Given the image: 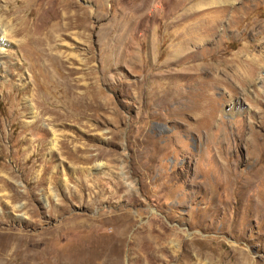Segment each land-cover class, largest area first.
Wrapping results in <instances>:
<instances>
[{
    "label": "rangeland",
    "instance_id": "1",
    "mask_svg": "<svg viewBox=\"0 0 264 264\" xmlns=\"http://www.w3.org/2000/svg\"><path fill=\"white\" fill-rule=\"evenodd\" d=\"M0 28V264H264V0H0Z\"/></svg>",
    "mask_w": 264,
    "mask_h": 264
},
{
    "label": "bare ground",
    "instance_id": "2",
    "mask_svg": "<svg viewBox=\"0 0 264 264\" xmlns=\"http://www.w3.org/2000/svg\"><path fill=\"white\" fill-rule=\"evenodd\" d=\"M207 1V3H212V2H219V0H206ZM224 1H231V0H224ZM193 7V6H192ZM4 9V8H3ZM8 9V8H7ZM198 9V8H197ZM195 10V9H194ZM2 27V26H1ZM13 32V30L11 31V33ZM1 35H3V38H1L2 36ZM7 35V32L6 31H4L3 29H1L0 28V42H1V44L2 43H5L6 42V40H5V36ZM10 36V35H9ZM8 36V37H9ZM13 54V53H12ZM10 59H14V57H10ZM8 60V59H7ZM11 61V60H10ZM67 61V60H66ZM65 61V62H66ZM10 63V62H9ZM16 65H18V63H15ZM12 65H14V64H12ZM235 66V65H234ZM208 68V70L206 71V75L208 76V75H210V72H209V70H210V68L209 67H206V69ZM235 68V67H234ZM237 69V68H236ZM237 71V70H236ZM238 73H239V71H237ZM204 73V72H203ZM202 73V74H203ZM235 73V72H234ZM238 73H236V74H238ZM248 75V74H247ZM249 76V75H248ZM191 77V76H190ZM240 77L242 78V73H241V75H240ZM243 79V78H242ZM252 79V78H251ZM249 80V79H248ZM247 80V81H248ZM198 81L199 82H201V81H204L203 80V78H199L198 79ZM251 81H253V79L251 80ZM198 82V83H199ZM249 82V81H248ZM202 83V82H201ZM197 85V84H196ZM201 85V84H200ZM203 85V84H202ZM211 85V84H210ZM209 85V86H210ZM212 85H216V82H214ZM66 87V86H65ZM194 87V86H193ZM198 89V88H197ZM197 89H191V90H188V91H184V92H181V93H175V95H173V97H175L176 96V98H178L177 99V103L179 104L178 105V110H179V112L180 113H184L186 110L187 111H189V112H194L195 110H198V109H202V104H200V102H198L197 100H196V90ZM201 90H202V88H201ZM203 91V90H202ZM203 92H205V91H203ZM210 92V91H209ZM196 94V95H195ZM205 94V93H204ZM208 95H209V93H208ZM200 97V96H199ZM202 99V98H201Z\"/></svg>",
    "mask_w": 264,
    "mask_h": 264
}]
</instances>
